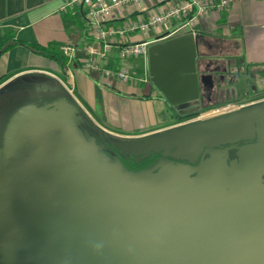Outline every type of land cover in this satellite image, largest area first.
<instances>
[{"label":"rangeland","instance_id":"rangeland-1","mask_svg":"<svg viewBox=\"0 0 264 264\" xmlns=\"http://www.w3.org/2000/svg\"><path fill=\"white\" fill-rule=\"evenodd\" d=\"M190 28V26L185 27L180 33L187 32ZM141 76L147 79L142 83L150 82L146 68ZM218 79L216 75L215 81ZM229 80L239 82V86H236L237 89L234 92L225 94L222 86L224 87L226 83L223 85L218 81L216 84L220 92L217 97L223 101L218 107L211 109L218 112L220 109L230 107L238 100L243 103L250 102L252 98L260 100L264 98V71L251 67L238 68V75H235V78L231 76ZM243 82H247V88L244 87ZM245 90L249 95H245ZM52 100L51 92L31 88H10L0 95V145L8 134L15 138L14 145L23 151L22 153L18 151L19 155L24 157V150L33 149L32 154L29 153L30 158L23 163L17 173L18 188L8 208V214L0 224V242L17 251L18 254L16 258H10L0 253V264L93 263L91 247L89 244L85 247L83 245V240L86 245L88 240L99 239V237L92 238L88 235V230H85L86 225L89 224L88 215L92 211L93 185L89 182V174L84 173L75 159H65L61 155L50 160L44 159L43 150L61 149V147H52L58 143V138L53 133L55 128L53 120L24 122L19 119L9 124L11 116L20 107L42 106L51 103ZM251 112L244 108L234 109L226 113L227 118L224 116L219 120H222L221 122L212 121L213 123L204 127L183 131L178 138L181 139L180 142L174 147L170 146L164 152L167 155L172 154L173 159L178 162L190 165L200 163L213 147L229 145L230 148H234L239 143L249 146L260 139L258 149L250 153L251 159L256 162L255 166L250 164L251 177L244 178L240 173L242 182H236L235 178L233 180L237 185L243 184L264 171V131L260 128L258 115L254 120L256 123L252 126L248 122L252 118ZM8 120L9 123L6 125ZM201 128H205L204 135L198 136ZM101 129L110 133L104 127ZM110 134L115 136L114 133ZM68 148L70 149L71 146ZM212 178L211 172L203 175L198 181L202 183L203 188L195 193L190 190L189 183H180L181 174L166 168L159 176L150 178L151 182H147L144 186L152 190L151 195L145 193L148 198H144L142 191H139L141 196L138 193L129 198L130 200L127 199L130 202L128 208L132 209L129 211V213L132 212V216L122 226H129V228L125 233L120 234L117 231L118 235H121L119 251L122 263L149 264L148 258L154 254H151L146 247L151 238L148 231L156 225L166 234L164 239L162 237L158 239L165 241L172 240L171 230L177 234L178 240H187L206 234L210 235V239L213 233H219L226 225H230L233 228L231 231H235L236 234L242 233L239 236L241 239L246 237L250 239L254 247L259 248L258 255H264V184H258L259 186L257 185V189L255 188L253 192L255 199L259 202L255 203L246 199L239 205V207H245V204L254 206L251 207L254 214L246 219L242 217L239 221L241 216L236 211L238 205L225 196L220 183ZM175 182L180 184L174 186ZM143 201L149 202L150 205L147 210L145 208L140 212L138 207ZM135 208L136 212L133 210ZM105 232L104 229L101 233ZM233 232L224 237L232 240ZM151 234L154 237V234ZM130 238H135V241H129ZM103 239L105 250L107 251L108 248V253L112 252L114 246L104 236Z\"/></svg>","mask_w":264,"mask_h":264},{"label":"crops","instance_id":"crops-1","mask_svg":"<svg viewBox=\"0 0 264 264\" xmlns=\"http://www.w3.org/2000/svg\"><path fill=\"white\" fill-rule=\"evenodd\" d=\"M69 1L0 0V40L5 39V44L10 45L0 54V89L23 77L37 79V76H46L60 83L96 124L116 136L144 138L171 126L174 123L172 115L167 113L171 108L151 82L122 83L113 77L88 73L80 60L83 52L79 53L78 59L72 60L63 54L67 63L62 68L55 59L22 44L58 48L61 45H84L90 38L91 28L85 7L66 6ZM174 1L178 0H148L142 6L157 12ZM137 15L146 18L148 11L127 7L121 16H114L106 22L119 26L126 18H136ZM179 23L181 21L174 20L170 29L163 28L166 32L173 30L172 35H179L185 33H180L181 29L191 27L189 31L195 34L198 49L214 62L212 75L224 78L226 85L222 90L225 94L234 92L239 86V82L229 80L238 75V68L264 69V0H232L224 11L208 12L193 22L177 26ZM156 32L153 29L145 35L131 33L127 40L140 41L145 36L153 38L158 36ZM17 41L20 43H15ZM106 64L112 68L127 66L140 76L144 68L148 70L147 58L142 57L122 61L112 54ZM261 101L264 98L234 102L216 113Z\"/></svg>","mask_w":264,"mask_h":264},{"label":"water","instance_id":"water-1","mask_svg":"<svg viewBox=\"0 0 264 264\" xmlns=\"http://www.w3.org/2000/svg\"><path fill=\"white\" fill-rule=\"evenodd\" d=\"M196 59L197 38L192 31H187L183 34L158 41L148 47L147 62L150 81L159 90L166 102L174 106L175 109L187 108L192 104V101L199 99L200 84L209 83L212 86L214 85V77L212 74L200 73L198 71ZM14 83L15 82L10 83L0 89V93H6L10 88H20L19 86H15ZM36 87L40 91H47L46 88L40 85L38 80L36 81ZM24 88H32V86L30 84H25ZM241 108L252 111V118L248 120L251 126L253 123H256L254 120H256V115H258L260 128L264 131V101ZM258 109L262 110L260 111ZM225 115L226 114L218 117L213 120V122H221L222 120H219L223 119ZM19 119H22L24 122H35L43 119L53 120V123H55L53 133L56 134L58 143L54 144L52 147H61V149L58 151L55 149L43 150L42 156L47 160L54 159L58 155L69 160L75 159L82 167L84 173L89 174V182L93 185V192L91 195L92 211L88 215L90 219L85 230H88V235L92 238L94 237L95 239L99 237V239L97 241L88 240L86 245L83 240V245L85 247L89 244L91 247V252L93 254L92 264H99L101 256H103L104 262H106V257L104 256H107L108 248L106 251L103 236L106 240H109V235L114 231L125 233L129 228V226H122V224L130 220L132 216V212L129 213L132 209L129 210L128 206L130 202H128L127 199L136 196L138 193H140L141 196V192L139 191H142L144 198H148L147 194L151 195L152 190L144 186L147 182H151L150 178L159 176L166 168H171L181 174L180 183H189L190 190H193L195 193L201 191L203 188L202 183H198L201 177L211 172L213 175L212 179L220 183L225 196L238 205L236 211L239 213V216H241L239 221L242 220V217L246 219L254 214L253 208H251L254 206L245 204V207H239V205L246 199L251 202L254 201L255 203L259 202L255 199L253 192L257 189L256 187L264 184V179H262L264 171L260 172L259 175L253 177L251 180L237 185L233 180L235 178L236 182L239 181L241 183L242 179L240 174H232L230 173L231 170H222L219 160L214 159L215 167L211 170V167L208 165L209 163L207 164L210 159L201 161L196 167H191L190 165L173 159L172 154L171 160L166 158L167 154H165L164 151L170 146H176L180 142L181 139L178 138L181 132L192 128L195 130L199 127L209 125L211 122L203 125H200V121L193 122L189 125H184L167 132L149 135L144 138L120 137V140L115 143L116 147L120 150L122 155H132L136 160L140 157L139 155H141V158H145L150 156L151 153L155 154V152L163 150L161 155L162 158L157 159L152 167L135 172L125 167L118 156L115 154H108L104 145L97 143V140L93 136L81 129L77 108L68 101L58 99L42 106L25 105L20 107L16 113L11 116V120L9 118L10 123L8 120L6 125L8 123L11 125L14 121ZM204 129L205 128H201V132H205ZM200 130L199 133H201ZM199 133L198 136H203L201 135L202 133ZM14 140L15 138H13L12 135L6 134V138H4V142L3 140L1 141L2 143L0 146V224L3 223L4 218L7 216L8 208L11 206L13 196L18 188L17 173L23 166V163L28 161L33 150H24V157L19 155L18 151L21 153L23 151L20 147L17 148V146L14 145ZM260 143V139H257L249 146L238 148L242 151L240 155V173H242L244 178L249 179L252 175L250 164H254L255 166L256 162L251 159L250 153L257 150ZM69 146H71L70 149L68 148ZM252 170H254V168H252ZM191 172H195L194 175H191ZM180 183L175 182L174 186ZM149 205V202L143 201L139 205L138 210L140 212L145 208L147 210ZM133 210L136 212V208ZM104 229L106 232L102 234L101 232ZM151 233L154 234V237ZM171 233L173 234V232ZM148 234L155 239H158L162 235H164V237H162L164 239L166 235L162 230L158 229L157 225L153 229L151 228ZM175 236H177V234H175ZM248 240L250 241V239ZM129 241H135V238H130ZM159 241L162 242L165 240ZM249 243L252 245L251 242ZM119 245L113 248L112 252H117L120 255ZM146 245H149V241ZM251 245H249L250 248L253 247V245ZM258 251L259 248L252 251L251 257L245 258L244 263L264 264V255H258ZM0 253L10 258H16L18 254L17 251L10 249L1 242ZM152 257H155V255L148 258L149 264H152Z\"/></svg>","mask_w":264,"mask_h":264},{"label":"built area","instance_id":"built-area-1","mask_svg":"<svg viewBox=\"0 0 264 264\" xmlns=\"http://www.w3.org/2000/svg\"><path fill=\"white\" fill-rule=\"evenodd\" d=\"M148 0H70L67 5L85 7L88 23L91 25L90 38L84 45H61L59 50L70 60L77 58L80 52L83 69L88 73H99L105 77H113L122 83L146 82L134 69L120 65L110 67L107 60L114 54L119 60L147 58L148 47L158 41L167 39L172 31L166 32L173 25V21L193 22L197 17L212 11H224L232 0H178L152 12L149 7H143ZM127 7H137V10L148 11L146 18L137 15L136 18L128 17L119 26L107 25L108 20L114 16H121ZM140 7H142L140 9ZM165 27V28H163ZM157 30L158 36L144 37L140 41L127 40L131 33L148 34Z\"/></svg>","mask_w":264,"mask_h":264},{"label":"trees","instance_id":"trees-1","mask_svg":"<svg viewBox=\"0 0 264 264\" xmlns=\"http://www.w3.org/2000/svg\"><path fill=\"white\" fill-rule=\"evenodd\" d=\"M187 19H182L181 23L177 26L185 23ZM6 40H0V54L10 45L5 44ZM15 43H20L19 41ZM31 50L41 53L45 56L55 59L58 65L62 68L65 67L67 63V58L59 50L57 46H40V45H31L22 43ZM196 64L198 71L200 73H211L214 70L213 60L208 59L207 55L204 54L197 46V59ZM216 70V69H215ZM221 71V70H220ZM223 71V70H222ZM264 71V69H260ZM40 85L46 88L47 91L53 94V100L63 99L68 101L77 108V115L80 120V127L83 131L93 136L97 143L104 145L105 150L108 154H115L120 156L119 160L121 163L127 167L130 171H142L152 167L156 160L158 159L157 154L150 155L145 158H140L138 160L131 159L126 155H122L120 150L116 147L115 143L120 140V137L114 136L110 133L102 130L95 122L85 113V111L77 104L75 99L67 92V90L57 81L50 77L46 76H37ZM223 85L225 81L218 79ZM223 100L215 104H205L201 110H198L194 113H190L182 116L181 118H191L195 117L201 111H207L211 108L218 107ZM227 101V100H225ZM1 146V145H0ZM223 230L219 233H213L212 238L209 239L208 235H202L196 238H189L187 240H178L176 238L173 230L172 240L169 241H159L155 238H150L149 245H146L147 250L154 254L155 257L151 258L152 264H248L244 263L245 258H250L252 251L256 250L257 247L250 248L251 245L248 239H241L239 236L242 234H236L233 228L230 225H226ZM117 231H114L109 235L110 240L108 242L116 248L121 244L120 236ZM120 234L121 232L118 231ZM234 233L232 240L224 237L226 234ZM220 236V238H219ZM161 237H164L162 235ZM166 237V236H165ZM248 244V245H247ZM171 245V246H170ZM252 246V245H251ZM106 262H104L103 256L99 259V264H123L121 257L117 252H110L107 254Z\"/></svg>","mask_w":264,"mask_h":264},{"label":"flooded vegetation","instance_id":"flooded-vegetation-1","mask_svg":"<svg viewBox=\"0 0 264 264\" xmlns=\"http://www.w3.org/2000/svg\"><path fill=\"white\" fill-rule=\"evenodd\" d=\"M173 36H175V35H172L170 37H173ZM170 37H168V38H170ZM210 74H212V73H210ZM219 79L223 80L222 75L219 76ZM37 80L38 79H35V78L29 79V78H24L23 77V78L15 81L14 85L15 86H19L20 87L19 89H24V85L25 84H30L32 86L31 89H36V90L40 91L36 87V81ZM218 81L219 80L215 81V77H214V85L213 86L210 85L209 83L200 84V90H199L200 97H199V99L192 101V104L189 107H187V108L175 109L174 106H172V105H170V104H168L166 102L167 105L171 108V112H172L171 115H172V120H173L174 123L171 126L167 127L166 129H164L162 131H159V132H156L154 134L167 132L169 130L176 129V128H179V127L184 126V125H189V124H192L193 122H198V121L201 122L200 125L208 124L209 122H212L213 120L217 119L218 117L223 116L224 114L228 113V112L216 113V111L214 109H210V110H207V111L199 112V114L197 116H195V117L181 118V116H184V115H187V114H190V113H194V112H196L198 110H201L200 108H202L204 106V103L208 104V105L209 104L211 105V104H215V103L219 102L220 99L217 96H218V94L220 92L219 91L220 88H218V86L216 84ZM244 87H247V82H244ZM25 89H29V88H25ZM235 102H236L235 104L239 103V101H235ZM202 104H203V106H202ZM251 104H254V103H251ZM201 133H202L201 135H204V132H201ZM244 146H245V144L239 143L234 148H230L229 145H220V146L213 147L211 149V152H208L203 157V159H201V161H207L208 159H210V161L207 162V164L209 163L208 165L211 167V170H212L215 167L214 159H216V160H219V164H220L222 170H231L230 173H232V174H236V175L238 173L240 174V172H241L240 171V165H241L240 164V158H241L240 155L242 154V151L239 150L238 148L239 147H244ZM162 151L155 152V154H157V156H158V159L162 158L161 157ZM151 155H154V153H151ZM139 156L140 157H138L137 159L141 158V155H139ZM171 156H172L171 154H168L166 156V158L171 160L172 159ZM118 157L120 158L119 155H118ZM128 157H130L131 159L134 158L132 155H129ZM199 164L200 163L190 164V166L191 167H196ZM194 173L195 172H191V175H194ZM262 179H264V176H263Z\"/></svg>","mask_w":264,"mask_h":264}]
</instances>
